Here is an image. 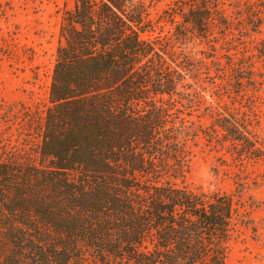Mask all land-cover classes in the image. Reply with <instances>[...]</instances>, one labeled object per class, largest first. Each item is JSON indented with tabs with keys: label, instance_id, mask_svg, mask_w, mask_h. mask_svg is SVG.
I'll use <instances>...</instances> for the list:
<instances>
[{
	"label": "trees",
	"instance_id": "trees-1",
	"mask_svg": "<svg viewBox=\"0 0 264 264\" xmlns=\"http://www.w3.org/2000/svg\"><path fill=\"white\" fill-rule=\"evenodd\" d=\"M146 14L145 0H75L64 12L38 143L0 149V264H226L252 223L243 183L206 195L175 182L198 135L196 93L184 65L142 36ZM164 14L182 38L232 29L219 0H169ZM234 71L238 92L254 84L251 67ZM213 118L209 142L264 160L248 117Z\"/></svg>",
	"mask_w": 264,
	"mask_h": 264
},
{
	"label": "rangeland",
	"instance_id": "rangeland-1",
	"mask_svg": "<svg viewBox=\"0 0 264 264\" xmlns=\"http://www.w3.org/2000/svg\"><path fill=\"white\" fill-rule=\"evenodd\" d=\"M168 2L145 0L150 26L142 36L165 46L184 65L185 82L196 93L191 119L198 135L186 143L189 170L175 182L206 195L233 194L243 183V211L252 223L240 226L226 264H264V160L239 158L229 143L209 142L201 130L218 114L235 113L251 120L264 143V56L259 53L264 0H219L232 29L225 38L215 31L209 39L177 36L176 25L164 14ZM74 6L75 0H0V149L38 143L36 117L49 105L63 15ZM252 11L262 16L257 31L250 24ZM241 65L253 69L255 82L238 92L231 78Z\"/></svg>",
	"mask_w": 264,
	"mask_h": 264
}]
</instances>
